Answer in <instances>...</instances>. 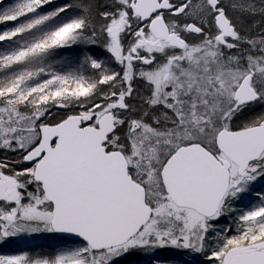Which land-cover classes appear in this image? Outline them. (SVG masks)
Wrapping results in <instances>:
<instances>
[{"label": "snow or ice", "instance_id": "6c2138e0", "mask_svg": "<svg viewBox=\"0 0 264 264\" xmlns=\"http://www.w3.org/2000/svg\"><path fill=\"white\" fill-rule=\"evenodd\" d=\"M0 264H264V0H0Z\"/></svg>", "mask_w": 264, "mask_h": 264}, {"label": "rangeland", "instance_id": "374dc122", "mask_svg": "<svg viewBox=\"0 0 264 264\" xmlns=\"http://www.w3.org/2000/svg\"><path fill=\"white\" fill-rule=\"evenodd\" d=\"M10 2H12V0H3V3L4 4H8ZM8 26H10V25L0 26V29L5 28V27H8Z\"/></svg>", "mask_w": 264, "mask_h": 264}]
</instances>
